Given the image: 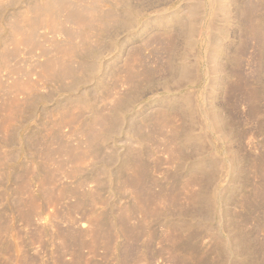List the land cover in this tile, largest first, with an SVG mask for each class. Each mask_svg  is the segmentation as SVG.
Listing matches in <instances>:
<instances>
[{"label": "rangeland", "instance_id": "rangeland-1", "mask_svg": "<svg viewBox=\"0 0 264 264\" xmlns=\"http://www.w3.org/2000/svg\"><path fill=\"white\" fill-rule=\"evenodd\" d=\"M0 264H264V0H0Z\"/></svg>", "mask_w": 264, "mask_h": 264}]
</instances>
